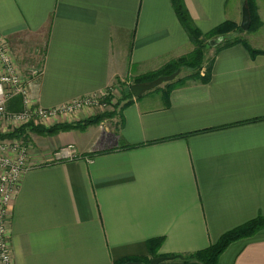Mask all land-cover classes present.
Here are the masks:
<instances>
[{"label": "crops", "instance_id": "obj_1", "mask_svg": "<svg viewBox=\"0 0 264 264\" xmlns=\"http://www.w3.org/2000/svg\"><path fill=\"white\" fill-rule=\"evenodd\" d=\"M184 2L208 33L226 21L240 26L246 0ZM257 6L262 26L227 39L262 53L252 57L242 43L212 49L201 71L213 61L208 84L189 81L168 95L165 83L133 96L109 127L57 135L27 128L34 167L10 206L14 264L151 258L147 243L160 238L159 256H184L264 216V0ZM0 33L22 70L39 65L45 50L33 95L46 109L89 95L106 100L119 81L194 51L172 0H0ZM27 43L35 53L20 52ZM182 71L173 84L193 74ZM96 115L86 109L55 125ZM66 147L76 158L55 161ZM219 264H264V230L232 243Z\"/></svg>", "mask_w": 264, "mask_h": 264}, {"label": "built area", "instance_id": "obj_2", "mask_svg": "<svg viewBox=\"0 0 264 264\" xmlns=\"http://www.w3.org/2000/svg\"><path fill=\"white\" fill-rule=\"evenodd\" d=\"M42 58L39 65L22 70L13 56L11 45L0 33V134L11 133L32 123L51 127L104 101L99 95H89L51 109L40 106L33 92L43 76V53ZM16 97L21 98L22 110L10 111L8 105ZM23 139H0V264H14L8 226L10 206L19 193L24 175L34 167L30 155L33 146ZM75 158L72 147L63 148L54 155L55 161Z\"/></svg>", "mask_w": 264, "mask_h": 264}, {"label": "trees", "instance_id": "obj_3", "mask_svg": "<svg viewBox=\"0 0 264 264\" xmlns=\"http://www.w3.org/2000/svg\"><path fill=\"white\" fill-rule=\"evenodd\" d=\"M173 7L177 13L178 19L188 34L191 43L194 46V51L186 56H183L177 60L170 62L169 64L162 67L160 70L138 76L133 79L131 84H139L144 82L153 81L159 77L171 76L178 71L190 69L193 71L191 76L179 79L175 84L169 83L165 86V94L170 93V91L177 87L178 85H184L189 81L200 82L202 84H208L211 81L212 76V66L213 61L207 64L208 68L204 75L201 74L203 67L206 64V56L209 50L215 49L216 52H220L223 49L229 48L237 43H242L247 50L251 53L252 57H256L258 54L262 53L253 50L246 41L236 40L229 41L227 38L237 32H244L241 27L232 21H226L219 26L215 27L208 33H203L195 24L193 18L187 9L184 0H172ZM247 7L251 15V27L249 32H254L262 26V21L258 14L257 0H246ZM221 39V40H220ZM213 43V44H212ZM131 87L129 88V93L122 96L119 105L125 101L133 100V94L131 92ZM158 88L157 90H159ZM140 98V97H139ZM112 97L107 98L103 102H112ZM131 104V101L126 103V105ZM118 105V106H119ZM10 111H19L22 109L21 98H14L8 105ZM116 111H113L110 115L108 114H98L92 118H89L78 125H68V124H58L52 128L45 129L43 127H34L29 125L27 127H22L21 129L15 130L8 134H0V139H15V138H25L26 130L31 127L38 133H43L47 135H57L60 132H68L72 129L82 127L88 128L89 126H97L101 124L105 118H113L116 115ZM41 129V130H40ZM139 146H127L126 149H135ZM93 156V155H90ZM64 161V160H63ZM264 230V216H259L256 219L245 223L244 225L237 227L227 233H225L219 241L212 244L207 249L202 251L184 255V260L180 261L183 264H219L220 257L226 251V249L234 242L239 240L247 239L256 235L259 231ZM164 242L163 238L153 239L148 241V250L151 258L159 256V250ZM175 256V255H171ZM151 258H141V259H125L119 261L115 264H125L127 262H142L148 264Z\"/></svg>", "mask_w": 264, "mask_h": 264}, {"label": "water", "instance_id": "obj_4", "mask_svg": "<svg viewBox=\"0 0 264 264\" xmlns=\"http://www.w3.org/2000/svg\"><path fill=\"white\" fill-rule=\"evenodd\" d=\"M240 27L243 31H248L251 27V15H250V12H249V9L246 3L244 4V7L242 9V21H241ZM179 74H180V71H178L177 73L171 76L159 77L150 82H144V83L132 85L131 92L135 98H139L143 96L144 94L150 91H153L157 89L158 87H161L165 83L173 82ZM175 260H184V256L183 255L157 256V257L151 258L148 264H164V263L175 261ZM125 264H144V263L127 262Z\"/></svg>", "mask_w": 264, "mask_h": 264}, {"label": "rangeland", "instance_id": "obj_5", "mask_svg": "<svg viewBox=\"0 0 264 264\" xmlns=\"http://www.w3.org/2000/svg\"><path fill=\"white\" fill-rule=\"evenodd\" d=\"M5 37V36H4ZM231 37H233V36H229L228 38H231ZM6 38V37H5ZM9 42V41H8ZM9 44H10V42H9ZM30 44H35V43H27V45H24V47H20V52L21 53H35L33 50L34 49H30V48H33V47H31L30 46ZM210 52H213V50H209V52L207 53V56L208 55H210ZM13 53V52H12ZM42 53H45V50L44 51H42ZM210 57V56H209ZM206 63H207V57H206ZM206 65V64H205ZM186 70H188V69H186ZM183 72V71H182ZM133 79H135V78H133ZM133 79H130V80H126V79H124L123 80V82H121V81H119V83H118V87L117 88H115L114 90L112 89V93H111V91L109 92V93H111L112 95H110L109 97H112V102L111 103H109V102H100V104L98 105V106H95L94 108H92L91 110H93V112H94V114L96 115V114H108V115H110L113 111H114V109H116V107H118V105H119V102L121 101V99H122V96L125 94H127V93H129V88L131 87V84H132V82H133ZM180 79V78H179ZM177 80V78L174 80V81H176ZM173 81V82H174ZM173 82H171V83H173ZM22 110V109H21ZM20 111V110H19ZM111 119L112 118H105L104 119V121L102 122V123H104L106 126H110V125H113L114 123L113 122H111ZM119 121V120H118ZM101 123V124H102ZM101 124H99V125H101ZM30 125V124H29ZM33 125L35 126V127H43L42 125H38V124H36V123H33ZM99 125H97V126H99ZM56 126V125H55ZM22 137H20V139H21ZM19 138H18V140H20ZM23 139V138H22ZM23 140H25V141H29V143L33 146V149H32V151L35 149V146H34V143L32 142V140L30 139V140H28L27 139V137H25ZM24 142V141H23ZM31 155V154H30Z\"/></svg>", "mask_w": 264, "mask_h": 264}]
</instances>
